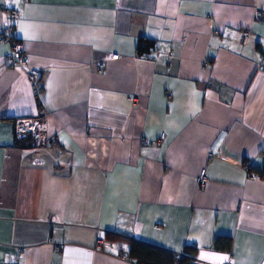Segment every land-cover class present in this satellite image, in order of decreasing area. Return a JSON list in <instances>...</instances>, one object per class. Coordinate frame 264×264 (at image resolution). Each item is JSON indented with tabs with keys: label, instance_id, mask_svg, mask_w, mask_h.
Here are the masks:
<instances>
[{
	"label": "crops",
	"instance_id": "crops-1",
	"mask_svg": "<svg viewBox=\"0 0 264 264\" xmlns=\"http://www.w3.org/2000/svg\"><path fill=\"white\" fill-rule=\"evenodd\" d=\"M5 8L26 66L0 42V264H134L106 232L264 264V0H0V28ZM41 109L48 141L17 146Z\"/></svg>",
	"mask_w": 264,
	"mask_h": 264
},
{
	"label": "built area",
	"instance_id": "built-area-1",
	"mask_svg": "<svg viewBox=\"0 0 264 264\" xmlns=\"http://www.w3.org/2000/svg\"><path fill=\"white\" fill-rule=\"evenodd\" d=\"M6 13V21L4 25L0 28V42L7 43L11 46L10 51L6 55L7 64L9 66H26L25 55L22 54L19 49V45L14 41L12 36V32L14 29V24L16 19L19 16V10L17 8H5ZM255 20L264 21V11H258L255 14ZM249 36L248 30H243L240 32V38L242 40L246 39ZM153 47L151 51H153ZM150 51V52H151ZM118 53L111 54V59H116ZM103 68L102 63L97 64V69L101 70ZM28 79L30 81L31 87L35 94H39L41 90L40 79H41V71L35 68L28 69ZM131 102L136 101V96H131L128 98ZM48 121H49V111L47 109H41V113L36 116H22L16 117L13 120V129L16 140L21 139H30L33 144L39 146L46 143L49 139L48 136ZM163 138V135L160 136V139ZM247 170V176L252 179H261L262 175L258 172L250 171L249 166L245 164ZM207 176L204 172L197 177V182L200 184H204L207 181ZM95 244L97 247L101 249H109L111 247V243L98 235L95 239ZM22 254V251H21ZM177 264H207L204 261H201L196 258H190L183 263Z\"/></svg>",
	"mask_w": 264,
	"mask_h": 264
},
{
	"label": "trees",
	"instance_id": "trees-1",
	"mask_svg": "<svg viewBox=\"0 0 264 264\" xmlns=\"http://www.w3.org/2000/svg\"><path fill=\"white\" fill-rule=\"evenodd\" d=\"M153 46V42L145 38H140L137 43L136 52L138 54H145L149 52ZM29 139L16 140L15 144L20 147L30 146ZM264 175V167L262 171ZM262 175V176H263ZM105 236L112 240H121L127 244L125 256L134 264H177L188 260V257L177 255L176 253L159 246L145 243L130 237H125L116 233L106 232ZM231 245L230 237H215L213 240V247L219 249H229ZM189 247H185L187 251ZM194 250V249H193Z\"/></svg>",
	"mask_w": 264,
	"mask_h": 264
},
{
	"label": "snow or ice",
	"instance_id": "snow-or-ice-1",
	"mask_svg": "<svg viewBox=\"0 0 264 264\" xmlns=\"http://www.w3.org/2000/svg\"><path fill=\"white\" fill-rule=\"evenodd\" d=\"M217 259L224 260V259H227V257H218Z\"/></svg>",
	"mask_w": 264,
	"mask_h": 264
}]
</instances>
